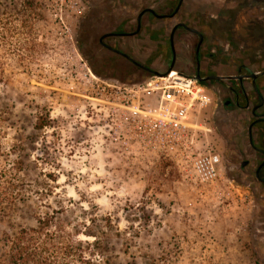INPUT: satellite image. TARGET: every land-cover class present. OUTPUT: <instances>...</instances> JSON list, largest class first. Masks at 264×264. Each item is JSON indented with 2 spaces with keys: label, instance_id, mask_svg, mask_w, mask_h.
Wrapping results in <instances>:
<instances>
[{
  "label": "rangeland",
  "instance_id": "1",
  "mask_svg": "<svg viewBox=\"0 0 264 264\" xmlns=\"http://www.w3.org/2000/svg\"><path fill=\"white\" fill-rule=\"evenodd\" d=\"M0 1V15L19 7ZM191 1L176 19L147 14L137 36L114 40L139 67L99 39L136 31L141 10L165 13L171 1L36 0L43 15L38 55L0 69V170L22 161L26 192L6 206L0 234L54 213L85 232L84 240L97 238L95 264H264V186L241 169L252 154L247 112L226 108L229 97L218 83H197L191 126L170 148L158 131L161 91H142L173 71L192 76L195 44L185 42L191 35L184 30L173 65L177 21L205 34L216 75L233 74L242 63L264 70L263 3ZM217 11L226 16L216 18ZM39 117L50 125L37 130ZM209 149L221 163L204 181L198 166Z\"/></svg>",
  "mask_w": 264,
  "mask_h": 264
},
{
  "label": "trees",
  "instance_id": "2",
  "mask_svg": "<svg viewBox=\"0 0 264 264\" xmlns=\"http://www.w3.org/2000/svg\"><path fill=\"white\" fill-rule=\"evenodd\" d=\"M13 1L19 7L0 15V69L13 59L20 64L29 62L41 48L37 31L43 19L40 4L36 0ZM49 125L39 117L35 128L42 130ZM1 153L0 148V157ZM22 164L18 161L12 168L0 170V222L7 217L6 206L13 207L26 194ZM36 219L35 226L0 234V264H95L101 247L97 238L94 242L84 240L85 232L54 213ZM160 261L154 259L151 264Z\"/></svg>",
  "mask_w": 264,
  "mask_h": 264
},
{
  "label": "flooded vegetation",
  "instance_id": "3",
  "mask_svg": "<svg viewBox=\"0 0 264 264\" xmlns=\"http://www.w3.org/2000/svg\"><path fill=\"white\" fill-rule=\"evenodd\" d=\"M172 2V7L169 11L165 13H159L157 10L152 8H145L141 10L136 19V26L133 30H142V27L146 25L145 15L149 14L154 19H162L167 21H172L179 17L182 13V8L191 0H169ZM239 1V0H238ZM241 3H252L251 7L259 5V3L264 4V0H240ZM174 2H177L174 7ZM187 7V5H186ZM192 8V6L190 5ZM151 9L152 11H149ZM216 18L223 19L226 16V13L222 11L215 12ZM184 18V17H183ZM121 24L119 25V27ZM115 30H122L120 28ZM152 30H154V24L151 25ZM172 32H174L173 43L171 41L170 35V46L173 53V65L176 62V49H175V40L176 35L179 30H184L189 33L191 36L186 39V43L191 42L192 45L195 44V53L192 58L195 65V69L192 74V78H195L198 83L206 86L212 87V83H218L226 91V95L229 97L225 100V107L230 108L235 111L247 112L248 115V146L252 152L251 157L245 161L241 162V169L246 170L247 176L257 180L262 186H264V90L261 86V80L264 78V70L257 73L249 70L246 64H240L235 73H226V74H215L212 72V55L208 52L209 45L206 44L205 34L200 31V29L194 26H191L190 21H177L172 26ZM140 32V31H139ZM139 32H129L123 33L119 31L109 32L104 34L100 39L99 43L108 51L113 54L119 55L127 60L130 64L135 66L138 65V61L135 56L126 53L124 50L119 48L116 45L114 40L122 37H135ZM140 67V66H139ZM258 75L256 78H253L252 75ZM209 76L220 77V80H207L199 81V77L204 79ZM251 89L252 96L248 94V90ZM217 93H220L217 91ZM258 101V102H255ZM238 133V132H237Z\"/></svg>",
  "mask_w": 264,
  "mask_h": 264
},
{
  "label": "built area",
  "instance_id": "4",
  "mask_svg": "<svg viewBox=\"0 0 264 264\" xmlns=\"http://www.w3.org/2000/svg\"><path fill=\"white\" fill-rule=\"evenodd\" d=\"M174 72V71H173ZM171 72L168 76L159 77L162 82L149 83L147 88H142V91L154 92L161 91L159 99V110L162 118L159 133L161 132L168 142L175 146L185 138V130L191 124V111L195 110L194 100L198 99L201 94V88L197 85L198 81L195 78L187 76H179L177 72L172 76ZM164 148L166 145L163 146ZM201 166H198L199 171H204V181H211L216 177V168L221 163V157L213 153L209 149L201 161Z\"/></svg>",
  "mask_w": 264,
  "mask_h": 264
},
{
  "label": "water",
  "instance_id": "5",
  "mask_svg": "<svg viewBox=\"0 0 264 264\" xmlns=\"http://www.w3.org/2000/svg\"><path fill=\"white\" fill-rule=\"evenodd\" d=\"M149 11H152L151 9H148ZM140 30H136V32H139ZM173 38H174V32L171 34V41L173 43ZM139 66H141L140 64H138ZM173 70V65L172 67L170 68L169 72ZM258 75L254 74L252 75L253 78H256ZM212 79H215V80H220L221 78L220 77H217V76H209V77H206L204 79L200 78L199 77V81H207V80H212Z\"/></svg>",
  "mask_w": 264,
  "mask_h": 264
},
{
  "label": "bare ground",
  "instance_id": "6",
  "mask_svg": "<svg viewBox=\"0 0 264 264\" xmlns=\"http://www.w3.org/2000/svg\"><path fill=\"white\" fill-rule=\"evenodd\" d=\"M176 73L175 72H173V74H172V76H174Z\"/></svg>",
  "mask_w": 264,
  "mask_h": 264
}]
</instances>
